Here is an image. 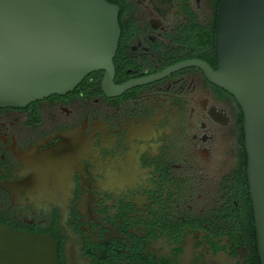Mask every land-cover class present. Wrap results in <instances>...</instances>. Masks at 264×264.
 <instances>
[{"label":"flooded vegetation","instance_id":"flooded-vegetation-1","mask_svg":"<svg viewBox=\"0 0 264 264\" xmlns=\"http://www.w3.org/2000/svg\"><path fill=\"white\" fill-rule=\"evenodd\" d=\"M107 1L115 85L216 70L220 0ZM104 74L0 108V223L52 234L60 264H261L235 98L196 66L116 96Z\"/></svg>","mask_w":264,"mask_h":264},{"label":"water","instance_id":"water-1","mask_svg":"<svg viewBox=\"0 0 264 264\" xmlns=\"http://www.w3.org/2000/svg\"><path fill=\"white\" fill-rule=\"evenodd\" d=\"M119 12L107 0H0V108L66 95L99 71L105 73L106 94L116 96L181 68L199 67L243 110L249 193L264 264V0H220L216 70L191 61L117 86ZM0 264H60L58 241L0 223Z\"/></svg>","mask_w":264,"mask_h":264},{"label":"trees","instance_id":"trees-1","mask_svg":"<svg viewBox=\"0 0 264 264\" xmlns=\"http://www.w3.org/2000/svg\"><path fill=\"white\" fill-rule=\"evenodd\" d=\"M124 12H125V10H123L122 11V13H121V16H123L124 15ZM122 25V28H123V30H124V28H125V25L124 24H121ZM216 25H217V23H215V27H216ZM216 30V29H215Z\"/></svg>","mask_w":264,"mask_h":264}]
</instances>
